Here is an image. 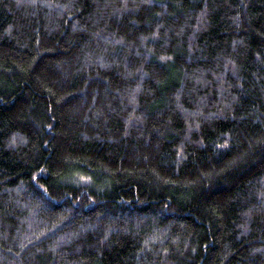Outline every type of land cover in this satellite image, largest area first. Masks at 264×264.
<instances>
[{"label": "trees", "instance_id": "trees-1", "mask_svg": "<svg viewBox=\"0 0 264 264\" xmlns=\"http://www.w3.org/2000/svg\"><path fill=\"white\" fill-rule=\"evenodd\" d=\"M0 264H264V0H0Z\"/></svg>", "mask_w": 264, "mask_h": 264}]
</instances>
